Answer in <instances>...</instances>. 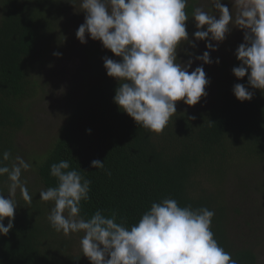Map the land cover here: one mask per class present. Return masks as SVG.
I'll return each mask as SVG.
<instances>
[{
  "label": "trees",
  "instance_id": "16d2710c",
  "mask_svg": "<svg viewBox=\"0 0 264 264\" xmlns=\"http://www.w3.org/2000/svg\"><path fill=\"white\" fill-rule=\"evenodd\" d=\"M197 1L188 0L190 18ZM78 7L79 0H0V160L8 151L5 164L21 156L32 165L22 176L31 201L17 192L14 227L0 234V264H91L80 250L82 233L56 232L47 220L54 204L40 200L41 189L56 186L50 166L61 160L91 181L81 216L102 210L130 227L152 203L173 198L182 207L214 211L211 230L218 244L237 264H258L255 248L264 239V93L250 88L253 99L244 102L234 96L236 83L247 86V77L233 74L240 65L236 55L211 68L209 99L195 106L177 102L176 114L157 134L114 103L119 83L107 75L104 58H121L98 43L89 46L88 67L80 73L84 89L70 98L52 143L35 153L23 148L40 72L61 43L65 18ZM194 24L187 22L189 36ZM96 159L104 169L91 167ZM0 191L7 198L6 175Z\"/></svg>",
  "mask_w": 264,
  "mask_h": 264
},
{
  "label": "clouds",
  "instance_id": "9594fccd",
  "mask_svg": "<svg viewBox=\"0 0 264 264\" xmlns=\"http://www.w3.org/2000/svg\"><path fill=\"white\" fill-rule=\"evenodd\" d=\"M211 2L216 14L197 7L190 18L188 0H79L85 20L76 36L83 44L89 37L100 41L121 58L105 57L104 67L119 83L114 103L140 127L162 133L177 112V102L195 106L207 95L210 81L203 64L213 63L210 52L217 51L233 29L244 36L235 51L240 65L232 71L238 79L247 77V86L236 83L233 94L244 102L253 99L250 88L264 93V0H231V9L223 0ZM189 19L195 21V40L187 31ZM195 41H206L208 50L194 56L202 64L189 71L194 60L182 61L180 53L193 56L183 45L195 48ZM10 158L5 151L0 160V177L7 176V198L0 191V234L5 236L14 227L17 192L31 201L22 176L32 165L16 156L9 166L4 162ZM91 167L104 169V162L93 160ZM50 175L56 186L39 192L40 200L54 204L47 220L65 236L82 233L80 250L91 264H237L214 238L215 213L206 207H182L177 200L164 198L130 227L126 221L117 222L115 213L106 216L102 210L85 218L80 215L81 203L90 198L91 181L70 169L66 160L53 163Z\"/></svg>",
  "mask_w": 264,
  "mask_h": 264
},
{
  "label": "rangeland",
  "instance_id": "374dc122",
  "mask_svg": "<svg viewBox=\"0 0 264 264\" xmlns=\"http://www.w3.org/2000/svg\"><path fill=\"white\" fill-rule=\"evenodd\" d=\"M223 3L230 9L232 8L231 0H223ZM197 7L208 11L210 14H216L211 0H198ZM80 11L81 9L78 7L65 18L64 24L66 26L63 25L61 43L53 52H58L62 55L56 56L52 53L51 61H48L40 72L41 82L38 94L32 99L28 117L30 120L25 132H22L21 135L23 148L28 152L30 149L32 151H43L52 143L64 123L66 111L70 107V98L73 95L79 96L84 89L82 87V78H80L81 71L88 67L84 51L89 46H94V44L98 43L102 45V42L94 41L90 37L87 39L86 44L81 43L77 38L76 32L85 20V14ZM233 13H235L234 8ZM195 31H197L196 27L190 34V38L193 40H195L193 36ZM243 36L242 30L233 29L227 36V39L219 44L218 50L210 52L213 63L210 65L203 64L209 81H212L211 68L216 65V59L231 61L233 59L232 56H235L237 47L243 43ZM195 43L197 45L195 48L188 44L183 45L187 53H193V56H189L185 52L180 53V59L182 61L186 62L188 59L194 60L189 71L194 70L202 64L201 61L195 60L194 56L202 55L204 51L208 50L206 41H195ZM212 43L214 45L216 44L215 41H212ZM206 92L207 95L202 98L204 101L209 99L212 94L209 92L208 86L206 87ZM33 153L35 152L33 151ZM251 175L253 176L252 172ZM255 250L258 256V264H264V239L259 242Z\"/></svg>",
  "mask_w": 264,
  "mask_h": 264
}]
</instances>
